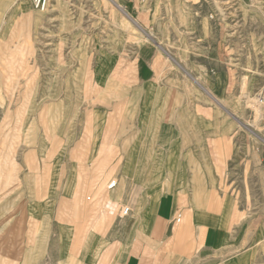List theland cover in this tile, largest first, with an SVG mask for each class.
<instances>
[{
    "label": "rangeland",
    "instance_id": "1",
    "mask_svg": "<svg viewBox=\"0 0 264 264\" xmlns=\"http://www.w3.org/2000/svg\"><path fill=\"white\" fill-rule=\"evenodd\" d=\"M81 1L70 0L64 23H49L31 0L22 11L0 7V264H40L47 233L71 222L59 198H78L88 158L81 149L101 133L99 123L111 120L110 138L137 127L132 112L139 115L143 93L133 86L143 44L160 51L156 80L166 92L154 99H180V111L164 109L176 115L183 158L201 163L190 173L198 195L207 190L209 160L220 169L243 149L264 148V0H147L155 12L120 0L116 14ZM205 23L217 33V23H229L234 37L240 32L243 39L229 46L244 52V68L221 74L225 62L237 61L224 60L218 38L206 42ZM196 148L198 158L189 151Z\"/></svg>",
    "mask_w": 264,
    "mask_h": 264
},
{
    "label": "crops",
    "instance_id": "2",
    "mask_svg": "<svg viewBox=\"0 0 264 264\" xmlns=\"http://www.w3.org/2000/svg\"><path fill=\"white\" fill-rule=\"evenodd\" d=\"M93 1L104 7L99 11L116 14L121 9L120 0ZM25 4L26 0H0L4 11H22ZM135 4L140 11L157 10L149 8L147 0ZM69 5L70 0H51L49 23L66 22ZM125 15L146 34L147 27L145 31ZM209 25L205 23L206 42L218 38L225 45L224 60L237 61L225 62L221 74L228 76L234 69L244 68V52L229 46L235 39H243L240 32L237 37L231 35L229 23H217L218 33ZM240 25L233 28L240 31ZM143 45L136 58L137 85L133 86L143 93L135 107L139 115L132 112L136 132L131 125L124 136L110 138L104 132L111 120L99 118L101 133L95 128L90 147L81 149V155L88 158H84L85 165L81 163L85 172L79 196L75 199L73 192L69 199L62 193L59 198V210L69 213L71 222H60L57 231L47 233L46 254L40 264H264V148L243 149L236 162L226 158L220 169L209 160L207 190L198 195V179L190 173L202 171L197 168L201 163L183 158L187 153L182 151L176 115L167 117L164 109L180 111V99L173 103L165 98L160 101V96L154 99L166 92L165 83L162 87L156 80L160 51ZM194 150L197 156V148L190 149V154ZM217 187L220 191L214 190ZM45 202L51 206L47 199Z\"/></svg>",
    "mask_w": 264,
    "mask_h": 264
},
{
    "label": "built area",
    "instance_id": "3",
    "mask_svg": "<svg viewBox=\"0 0 264 264\" xmlns=\"http://www.w3.org/2000/svg\"><path fill=\"white\" fill-rule=\"evenodd\" d=\"M51 0H31V4L34 10L38 12L46 13L50 9ZM263 100V98H261ZM128 212V209L124 210V214Z\"/></svg>",
    "mask_w": 264,
    "mask_h": 264
},
{
    "label": "bare ground",
    "instance_id": "4",
    "mask_svg": "<svg viewBox=\"0 0 264 264\" xmlns=\"http://www.w3.org/2000/svg\"><path fill=\"white\" fill-rule=\"evenodd\" d=\"M259 103H260V105L263 104V102L260 101V102H258V106H259ZM258 110H260V108H258ZM123 213H124V212H123Z\"/></svg>",
    "mask_w": 264,
    "mask_h": 264
}]
</instances>
